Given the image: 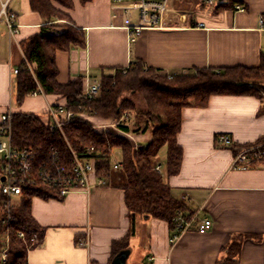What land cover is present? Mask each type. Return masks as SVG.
I'll return each instance as SVG.
<instances>
[{"label": "crops", "instance_id": "1", "mask_svg": "<svg viewBox=\"0 0 264 264\" xmlns=\"http://www.w3.org/2000/svg\"><path fill=\"white\" fill-rule=\"evenodd\" d=\"M73 4L66 13L84 31L86 47L73 46L57 54V80L63 85L82 78L86 87L89 81L102 80L135 62L169 76L256 68L264 54V0H218L210 8L194 0H176L171 5L176 14L168 15L165 27L143 31L135 43L124 28L126 3L73 0ZM236 5L245 11H236ZM19 22L22 28L16 38L5 24L0 31V121L4 114L24 113L47 123L49 107L66 100L39 89L41 94H30L17 104L14 71L26 61L22 43L44 25L28 0ZM201 23L205 26H198ZM260 87L264 97V81ZM263 109L264 99L245 95L214 96L207 108L183 110L177 137L184 153L180 173L167 176L160 165L161 173L184 212L198 216V221L211 219L213 228L201 234L194 226L171 244L173 229L168 222L137 217L127 264H264V159L247 170L234 169L233 148L216 144L221 135H228L235 147L258 143L264 138ZM132 137L140 145L152 139ZM123 184L121 169H113L106 185L91 194L72 193L62 200L33 198L31 215L44 233L40 245L28 252V264H111L119 254L114 257V244L126 238L132 226ZM83 239L88 241L86 247L79 246Z\"/></svg>", "mask_w": 264, "mask_h": 264}, {"label": "trees", "instance_id": "2", "mask_svg": "<svg viewBox=\"0 0 264 264\" xmlns=\"http://www.w3.org/2000/svg\"><path fill=\"white\" fill-rule=\"evenodd\" d=\"M79 1L87 4L93 0ZM54 3L63 9L56 8ZM28 4L44 25L38 34L22 43L26 60L35 71L32 74L24 69L17 75V104L22 105L28 95L42 89L46 95H57L65 99L64 105L69 111L103 121H116L120 131L130 135H150L152 139L148 145L139 144L136 148L132 141L122 135L97 131L86 118L66 123L64 137L59 132L51 133L34 114L15 113L11 120L14 144L44 148L55 146L66 157L69 156L68 143L77 151L94 147L101 155L98 157V175L105 176L114 169L115 151L121 153V173L124 178L122 188L132 226L127 237L114 244V257L129 249L137 217L149 216L166 221L173 229V219L178 211H184L185 208L173 196L163 174L156 170L160 166L157 159L161 151L167 150V176H176L180 173L184 155L177 142L184 109L207 108L214 96L252 95L263 100L260 82L264 80V54L260 66L256 68L204 69L193 74L174 76L147 69L141 62H135L127 70L103 75L101 95L90 101L81 96L84 89L82 78L64 85L57 80V54L68 52L73 46L82 49L86 47L84 31L76 27L66 13L73 9V0H28ZM63 18L69 24L58 23ZM125 92L142 95L146 108L140 110L132 101L122 99ZM263 112L264 109L261 114ZM125 113L134 114L133 119L121 122ZM262 143L264 138L256 144ZM245 147L248 146H232L234 155ZM2 174L1 168L0 183ZM53 194L47 188H26L20 200L7 209L5 204L8 199L0 191V237L7 232L3 220L9 213L15 218L8 230L10 248L6 264H28L27 255L30 250L18 237V232L23 230L28 235L38 233L42 240L44 231L31 215L32 200L35 197L52 199ZM0 264L3 263L0 261Z\"/></svg>", "mask_w": 264, "mask_h": 264}, {"label": "built area", "instance_id": "3", "mask_svg": "<svg viewBox=\"0 0 264 264\" xmlns=\"http://www.w3.org/2000/svg\"><path fill=\"white\" fill-rule=\"evenodd\" d=\"M12 0H0V23L3 22L11 37L16 38L20 35L22 26L19 17L10 9ZM114 4H125L123 8L124 28L126 29L131 43H135L141 36L143 31L147 29H163L169 14H174L171 5L176 0H112ZM205 7H215L218 0H194ZM236 11L244 12L245 7L236 5ZM176 14V13H175ZM263 22V21H262ZM198 26L204 27L203 23ZM27 69L34 74L35 68L25 61L24 67L16 69L15 75L22 70ZM127 70V69H126ZM102 80L89 81L84 87L81 96L87 100L98 99L101 95ZM42 92L37 91L32 95H39ZM90 113V112H89ZM91 114V113H90ZM46 128L51 133L59 132L64 136V126L77 118H86L85 114H77L69 111L65 105H54L49 107ZM127 119V120H126ZM12 115L4 114L0 121V163L2 165V178L4 182L0 183V191L8 199L5 208L10 209L16 204V200L20 199L26 188H47L54 192V199H64L72 193L83 192L91 194L93 190L99 186L106 185V176L98 175V160L101 155L94 147H87L82 151H77L68 143L69 156L55 146L44 147H28L15 145L12 140ZM129 121L126 114L122 121ZM113 125H118L116 122ZM117 127V126H116ZM119 133L132 140L136 148L139 143L130 134H126L116 128ZM65 137V136H64ZM216 144L219 147L232 148V140L228 135L217 137ZM264 159V143L256 144L241 149L235 156L233 168L239 170L249 169L255 162ZM114 169H121V162L114 164ZM161 172V166L156 168ZM53 199V198H52ZM15 218L12 214H8L3 220V224L7 229L5 236L6 243H9L8 230L9 226ZM197 226V230L201 234L208 233L213 228V222L209 218L198 221V216L189 217L184 211H178L173 219V233L170 242L175 244L185 233ZM18 237L24 241L31 250L41 243V236L38 233L28 235L27 232L21 230ZM87 239L79 242V246L86 247ZM9 247L2 249L0 261L6 264L9 257Z\"/></svg>", "mask_w": 264, "mask_h": 264}, {"label": "rangeland", "instance_id": "4", "mask_svg": "<svg viewBox=\"0 0 264 264\" xmlns=\"http://www.w3.org/2000/svg\"><path fill=\"white\" fill-rule=\"evenodd\" d=\"M2 1H5V0H2ZM130 4H132V3H128V2L126 3L127 6L130 5ZM54 6L56 8H58V9H63L57 3H54ZM207 8H210V7H207ZM10 9L14 13H16L18 15V17L19 16H22L23 13L25 12V9H26V0H12L11 3H10ZM67 21L68 20H66V19L63 18V20H58V23H61V24H69ZM3 29H5V26H4V23L1 22L0 23V31L3 30ZM263 81L264 80H262V82ZM122 99H128V100L132 101L133 103H135V105L137 106V108H139L140 110L141 109L143 110V109L146 108V102H145L144 98L142 97V95H140L138 93L125 92L122 95ZM126 114H128L129 120L130 119H133L134 114H132V113H125V115ZM84 116L86 117V119L88 121H91L90 122L91 125L94 126L97 131H99V132L103 131V132H109V133H115V134H118V135H122L116 129L117 128L116 127L117 125L116 126L113 125L116 121H111V120L103 121L101 119L94 118V117L92 118V117L87 116V115H84ZM126 120L124 122H127ZM124 137H126V136H124ZM126 138L129 141H132L130 138H128V137H126ZM0 142H1V139H0ZM157 160H158L159 164L162 166L163 170L166 171V169H167V152H164L162 155H160ZM117 161H121V153L119 151H115V154H114V157H113V162L115 163ZM1 168H2V165L0 163V169ZM0 241H1L2 249L7 248V246L10 248V241L7 244L4 235L0 237ZM8 252H9V250H8Z\"/></svg>", "mask_w": 264, "mask_h": 264}, {"label": "water", "instance_id": "5", "mask_svg": "<svg viewBox=\"0 0 264 264\" xmlns=\"http://www.w3.org/2000/svg\"><path fill=\"white\" fill-rule=\"evenodd\" d=\"M223 1V0H219ZM2 182H4V179H1ZM146 219L150 218L149 216L145 217ZM131 254V251L129 249L121 251L112 261L111 264H127V260Z\"/></svg>", "mask_w": 264, "mask_h": 264}]
</instances>
